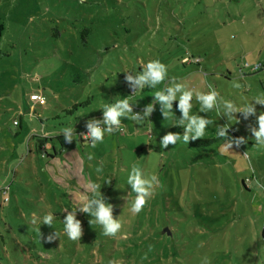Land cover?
Returning a JSON list of instances; mask_svg holds the SVG:
<instances>
[{
    "label": "rangeland",
    "instance_id": "rangeland-1",
    "mask_svg": "<svg viewBox=\"0 0 264 264\" xmlns=\"http://www.w3.org/2000/svg\"><path fill=\"white\" fill-rule=\"evenodd\" d=\"M0 26V264H35L37 254L49 256L39 264H264V146L250 130L264 111L252 101L264 97V0H0ZM155 59L167 66L165 81L125 96L141 115L153 103L140 125L122 118L95 148L65 142L64 127L102 119L121 76ZM175 83L193 91L190 114L214 121L197 139L228 125L227 136L244 142L195 145L181 136L162 149L163 135L184 134L182 114L172 105L164 117L153 96ZM209 85L221 103L252 101L256 114L228 121L215 109L199 112L196 93ZM58 140L61 153L43 156ZM133 164L157 177L139 213L126 183ZM98 191L121 222L113 236L79 211ZM76 208L82 235L72 241L63 221Z\"/></svg>",
    "mask_w": 264,
    "mask_h": 264
},
{
    "label": "clouds",
    "instance_id": "clouds-1",
    "mask_svg": "<svg viewBox=\"0 0 264 264\" xmlns=\"http://www.w3.org/2000/svg\"><path fill=\"white\" fill-rule=\"evenodd\" d=\"M132 73V72H131ZM135 75L126 74L125 79L130 82V87L137 90H142L145 87L156 88L158 84L165 81L167 76V66L160 60H149L141 66V71H134ZM239 87V85H235ZM36 99V97H33ZM154 101L161 104V112L163 116L172 113V101H178V109L181 112V118L177 120L176 125L183 126L184 134L169 132L160 138V147L166 148L169 144H176L178 140L183 139L184 143H188L190 138L195 140L205 136L206 128L211 127L214 121L210 118L200 116L198 114H190L193 107L191 101L193 99V91L185 89V86L180 83H175L173 86H167L161 90H157L153 96ZM196 100L199 102V112L208 113L215 109L217 112L227 117L228 121H232L233 114L242 112L244 117L256 114L255 104L264 105V97H256L252 101L246 103L243 107L238 106L231 100H224L222 103L218 100V93L209 85V91L196 93ZM43 102V101H42ZM129 97L118 99L114 103L105 104L102 108V119L92 118L85 124L87 131L79 135L89 142L92 148L97 144L103 143L107 135L116 132L121 126V119L127 118L140 125L153 112V103L150 102L145 106L143 114L134 113ZM258 127L251 128V132L258 145L264 146V111H261L256 116ZM227 127L216 126V137L223 138L226 147H230L232 143L239 145L244 142V138H238L235 141L227 136ZM64 140L71 143L77 138L73 126H67L62 129ZM91 159V153H89ZM97 173L101 172V168L97 167ZM157 181L156 176L147 178L143 175L142 170L135 164L130 166V170L126 177V183L134 192L135 198L131 202V210L139 213L144 207L147 199L152 195L154 183ZM95 187V185H93ZM75 210L67 212L63 221V231L67 234L69 240L76 241L81 238L82 228L80 220L75 218ZM79 211L90 216V222H95L102 227L103 233L106 236H113L121 229L119 218H113V205L108 203L100 191L94 192L86 203L79 207ZM44 224L53 225L54 215L46 214L42 218ZM58 236V233L55 232ZM49 239H52L50 236ZM203 264H208L207 257L204 258Z\"/></svg>",
    "mask_w": 264,
    "mask_h": 264
},
{
    "label": "trees",
    "instance_id": "trees-1",
    "mask_svg": "<svg viewBox=\"0 0 264 264\" xmlns=\"http://www.w3.org/2000/svg\"><path fill=\"white\" fill-rule=\"evenodd\" d=\"M0 28H1V26H0ZM91 31H92V30H91L90 28H88V27H86L85 29H83V30L81 31V38H82L83 40H85V38L89 35V33H91ZM0 35H1V33H0ZM138 70L141 71V66L139 67ZM125 76H126V75H122V76H121L122 82L124 83V87H123L122 90L120 91V93H119L118 97L116 98V100H118V99H123L122 97H125L126 95H132V93H130L129 90H128V88H129V82L126 81ZM145 88H148V87H145ZM142 90H143V89H142ZM35 93H37V92H31L30 95H31V94H35ZM30 95H29V99H30ZM41 95H42V94H41ZM43 97H44V96H43ZM30 100L33 101L32 99H30ZM116 100H115V101H116ZM115 101H114V102H115ZM44 102H45V99H44ZM114 102H113V103H114ZM37 103H38L39 105L43 104V103H39V102H37ZM86 104H88L87 101H84V102H76V103L72 104V106H71L70 108L65 109V111H66L68 114H73V113H75V111H76L77 108L82 107L83 105H86ZM172 105H173L175 108H178V107H177V105H178V101H176V100L172 101ZM88 120H90V118H89V119H86V120L84 121V123L82 122V124H80V126H79L80 130L83 129V128H85V124H86V122H87ZM14 121H15L16 123H13V124H15V125H18V124H19V121H17V120H14ZM14 121H13V122H14ZM44 122H45V120H41V123H42V124H43ZM80 130H79V131H80ZM79 131H78V132H79ZM78 132H77V133H78ZM33 136H34V135L31 134V137H33ZM59 136H61V135L55 136V137H53V138L58 139ZM77 137L79 138L78 134H77ZM53 138L51 137L50 139H53ZM79 139H80V138H79ZM216 139H217V137H216V138H211V139H195V140H192V139H191L190 142H191L192 144H195V145H206V144H209V143H211V142H214ZM58 141H59V140H58ZM80 141H81V139H80ZM59 143H60L61 145H60L58 151H56L55 148L51 147V148H52V152H48L47 150H46V151H43V156L54 158V157L57 155V153L59 154V153L61 152V150L63 149L64 145L66 144V143H65L64 141H62V140H61V142L59 141ZM41 147H42V149H44L43 146H40V148H41ZM241 183H242V185H243L244 187H246L245 184H244V182H243V180L241 181ZM6 189H7V187L0 188V194H1V191L4 193V192L6 191ZM91 195H93V194H92V193H89L88 196H87V199H88ZM104 198H105V197H104ZM105 199H106V198H105ZM4 200H5V199H4ZM106 201H107V199H106ZM86 202H87V200H86ZM84 215H86V214L83 213V212H81V216H84ZM46 256H47V257H45V256H42V257H41V255H38V254H37V256L35 257V260H36V263H35V264H39L40 259H43V260L48 261V260H49V256H48V255H46ZM30 257H32V256H30ZM47 263L51 264V262H47ZM40 264H42V263H40Z\"/></svg>",
    "mask_w": 264,
    "mask_h": 264
},
{
    "label": "built area",
    "instance_id": "built-area-1",
    "mask_svg": "<svg viewBox=\"0 0 264 264\" xmlns=\"http://www.w3.org/2000/svg\"><path fill=\"white\" fill-rule=\"evenodd\" d=\"M255 68H256V66H255ZM128 90H129L130 93L134 94V89H133L132 87H130V82H129V88H128ZM33 97H36V99H33ZM30 99H32L33 101L39 102V103H44V97H43L41 94H38V93L31 94V95H30ZM42 101H43V102H42ZM13 123H16V122L14 121ZM86 131H87V129H86V127H85V128L81 129V130L77 133L78 136H79V138H80L81 140H84V138L81 137L79 134H80V133H85ZM85 140H87V139H85Z\"/></svg>",
    "mask_w": 264,
    "mask_h": 264
},
{
    "label": "crops",
    "instance_id": "crops-1",
    "mask_svg": "<svg viewBox=\"0 0 264 264\" xmlns=\"http://www.w3.org/2000/svg\"><path fill=\"white\" fill-rule=\"evenodd\" d=\"M79 130H80V128H79V129H77V130L75 131V133L77 134V132H78ZM51 147H53V148H54V145H52ZM62 150H63V149H62ZM62 150H61V151H62ZM47 151H48V150H47ZM48 152H49V151H48ZM60 153H61V152H60ZM60 153H59V154H60Z\"/></svg>",
    "mask_w": 264,
    "mask_h": 264
}]
</instances>
